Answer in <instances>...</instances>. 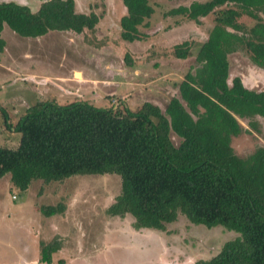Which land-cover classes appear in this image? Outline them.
<instances>
[{
  "label": "trees",
  "instance_id": "trees-1",
  "mask_svg": "<svg viewBox=\"0 0 264 264\" xmlns=\"http://www.w3.org/2000/svg\"><path fill=\"white\" fill-rule=\"evenodd\" d=\"M122 2L120 37L139 41L140 26H148L154 8L149 0ZM165 14L196 23L212 14L214 24L198 45L197 66L185 73L179 94L163 110L151 102L135 111L85 101L36 102L15 123L5 117L20 138L16 148L0 145V178L10 173L12 185L24 191L34 179L50 183L73 175L117 174L121 188L106 208L108 215L129 214L136 229L164 231L179 214L207 228L221 225L238 235L194 264H264V145L245 156L231 145L243 131L260 133L264 91L247 88L239 76L229 82L228 59L245 49L264 69V0L192 1ZM243 14L252 25L238 21ZM99 20L95 12L76 11L74 0H42L36 11L0 1V33L6 25L26 37L52 30L79 34ZM193 45L192 39L174 44V56L190 57ZM172 133L180 138L178 145ZM64 210L61 202L40 206L45 216ZM59 247L56 239L42 244L40 261L49 262Z\"/></svg>",
  "mask_w": 264,
  "mask_h": 264
},
{
  "label": "rangeland",
  "instance_id": "rangeland-1",
  "mask_svg": "<svg viewBox=\"0 0 264 264\" xmlns=\"http://www.w3.org/2000/svg\"><path fill=\"white\" fill-rule=\"evenodd\" d=\"M3 1L36 11L42 0ZM74 1L76 11L100 16L93 30L79 34L52 30L26 37L5 25L0 33L3 147L16 148L20 138L7 123H15L27 107L39 101H85L101 108L134 111L151 102L163 110L179 94L178 83L185 73L197 66L198 45L214 24L212 14L200 23L165 14L173 7L206 0H149L154 12L148 26H140L143 38L129 42L120 37L119 21L126 12L122 0ZM238 21L246 26L254 22L244 14ZM185 39L194 41L193 54L178 59L172 46ZM228 59L229 82L239 76L247 88L264 91V69L251 62L245 49L229 54ZM257 119L260 133L243 131L232 138L238 155L264 145V118ZM241 123L248 127L246 121ZM171 139L175 145L180 142L173 133ZM120 188L117 174H87L50 183L34 179L21 191L6 173L0 178V264H194L212 257L224 242L238 235L221 225L193 224L182 214L164 231L136 229L131 215L106 213ZM59 202L65 205L62 213L45 216L40 212V206ZM53 239L60 247L49 262L40 261L41 245Z\"/></svg>",
  "mask_w": 264,
  "mask_h": 264
},
{
  "label": "crops",
  "instance_id": "crops-1",
  "mask_svg": "<svg viewBox=\"0 0 264 264\" xmlns=\"http://www.w3.org/2000/svg\"><path fill=\"white\" fill-rule=\"evenodd\" d=\"M179 26H181L180 24H176V27H179ZM176 96H177V94H176ZM11 123V122H10Z\"/></svg>",
  "mask_w": 264,
  "mask_h": 264
},
{
  "label": "bare ground",
  "instance_id": "bare-ground-1",
  "mask_svg": "<svg viewBox=\"0 0 264 264\" xmlns=\"http://www.w3.org/2000/svg\"><path fill=\"white\" fill-rule=\"evenodd\" d=\"M79 76V75H78Z\"/></svg>",
  "mask_w": 264,
  "mask_h": 264
}]
</instances>
